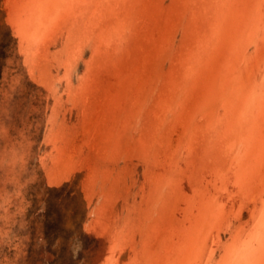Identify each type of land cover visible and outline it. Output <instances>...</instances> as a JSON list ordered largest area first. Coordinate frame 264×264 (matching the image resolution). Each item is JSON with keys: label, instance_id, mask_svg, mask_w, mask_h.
Returning a JSON list of instances; mask_svg holds the SVG:
<instances>
[{"label": "rangeland", "instance_id": "1", "mask_svg": "<svg viewBox=\"0 0 264 264\" xmlns=\"http://www.w3.org/2000/svg\"><path fill=\"white\" fill-rule=\"evenodd\" d=\"M0 264H264V0H0Z\"/></svg>", "mask_w": 264, "mask_h": 264}]
</instances>
